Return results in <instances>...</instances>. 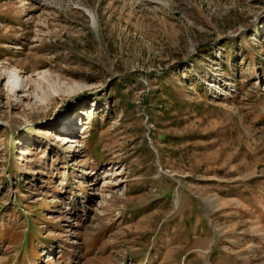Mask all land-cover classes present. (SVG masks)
Returning a JSON list of instances; mask_svg holds the SVG:
<instances>
[{
    "label": "rangeland",
    "instance_id": "rangeland-1",
    "mask_svg": "<svg viewBox=\"0 0 264 264\" xmlns=\"http://www.w3.org/2000/svg\"><path fill=\"white\" fill-rule=\"evenodd\" d=\"M0 264H264V0H0Z\"/></svg>",
    "mask_w": 264,
    "mask_h": 264
},
{
    "label": "bare ground",
    "instance_id": "bare-ground-1",
    "mask_svg": "<svg viewBox=\"0 0 264 264\" xmlns=\"http://www.w3.org/2000/svg\"><path fill=\"white\" fill-rule=\"evenodd\" d=\"M58 140H59V141H60V140H64V137L60 135V136L58 137Z\"/></svg>",
    "mask_w": 264,
    "mask_h": 264
}]
</instances>
